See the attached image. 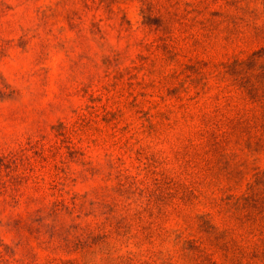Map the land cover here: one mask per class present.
Segmentation results:
<instances>
[{"label": "rangeland", "instance_id": "374dc122", "mask_svg": "<svg viewBox=\"0 0 264 264\" xmlns=\"http://www.w3.org/2000/svg\"><path fill=\"white\" fill-rule=\"evenodd\" d=\"M263 48L264 0H0V264H264Z\"/></svg>", "mask_w": 264, "mask_h": 264}, {"label": "trees", "instance_id": "16d2710c", "mask_svg": "<svg viewBox=\"0 0 264 264\" xmlns=\"http://www.w3.org/2000/svg\"><path fill=\"white\" fill-rule=\"evenodd\" d=\"M264 48L259 51V52H255L248 61V65H252L253 67H257L258 66V70L260 71V75H259V80H260V85L262 86V88H260V90H263L262 92L264 93ZM260 64V65H259ZM259 89V88H257ZM264 97V95H263ZM5 160V158H3L1 161ZM58 211H60V209L58 208V205H55L52 209L51 212L47 214L48 217H57V214L59 213ZM44 210H37L35 213L29 214L27 217V221H32L35 222L36 220H34L35 218H37L39 215H41L42 213H44ZM56 220V219H54Z\"/></svg>", "mask_w": 264, "mask_h": 264}]
</instances>
